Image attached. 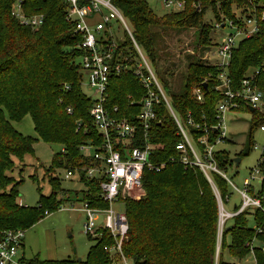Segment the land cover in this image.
<instances>
[{
	"label": "trees",
	"instance_id": "16d2710c",
	"mask_svg": "<svg viewBox=\"0 0 264 264\" xmlns=\"http://www.w3.org/2000/svg\"><path fill=\"white\" fill-rule=\"evenodd\" d=\"M13 1L0 0V231L26 230L39 218L36 209L18 205L17 187L20 182L13 183L6 175L13 168L14 159L21 162L25 155L32 153L33 144L31 138L15 131L11 122H18L28 115L39 139L64 149L65 155L56 154L52 165L66 169L79 165L78 146L86 139L81 133L75 134V122H85L93 132L88 116L92 103L81 87L82 74L75 63L79 56L77 38L72 35V26L65 21V3L62 0H25L27 14L44 15L42 26L31 30L20 26L11 16ZM238 1L185 0L183 11L162 16L156 15L146 0H113V3L130 23L135 41L154 65L156 49L162 50V35L167 29L196 28L200 42L209 46L211 29L202 23L207 9L212 10L216 21L222 16L239 24L254 15L258 20L257 31L238 43L230 60L228 75L231 89L235 91L247 72L251 68H261L264 60V17L261 19L264 16V0H244L248 5L249 2L258 5L238 13L240 16L231 8ZM193 4L199 5V11ZM128 46L129 43L123 45L126 53ZM130 54L133 56L134 51ZM165 73L170 75V70ZM216 75L217 70L202 60L189 62L181 93L171 95L173 108L181 115L190 111L196 121H201V116H204L207 124H213V109L221 98L213 89L217 84ZM206 78L204 100L199 104L192 98V89ZM64 84L69 87L67 91H62ZM256 84L262 93L261 107L253 112L244 107V111L250 112L254 118L247 135L245 155L253 147L251 132L264 125V68ZM143 93L130 73L113 75L108 87L107 108L117 106L118 117L129 118L131 113L137 112V108L130 107V100H138ZM67 106L73 109L71 116L64 111ZM159 116L162 123L153 126L152 142L156 148L155 160L165 161L176 155L174 146L177 140L173 124L163 107ZM235 158L241 156L236 155ZM235 158L230 159L225 150L218 151V168L223 170L235 164ZM260 159L263 180L257 187L253 185L249 193L260 198L264 207V146ZM48 174L46 176L53 189L55 179ZM211 179L223 205H226V198L231 196L226 181L217 174H213ZM82 182L85 189L74 194H81L78 200L92 206L94 202L91 200L97 197V190L92 184ZM142 184L143 196L139 200H128L125 205L129 232L124 252L133 264H232L222 260L221 252L225 249L230 257L242 259L249 255L250 245L256 264H264V252L261 251L264 228L261 233H256L249 224L251 219L256 227H264V211L261 209L245 211L230 221L226 226L229 230L225 228L223 232L215 260L218 203L212 186L203 174L196 168L183 169L175 164L160 173L145 172ZM53 192L52 199L40 196V205L46 208L42 210L43 216L45 211L51 212L48 209L50 206L57 208L61 203L57 198L58 191L53 189ZM109 243L106 234L96 240L85 262L45 263L34 259L25 263L105 264L102 248Z\"/></svg>",
	"mask_w": 264,
	"mask_h": 264
},
{
	"label": "built area",
	"instance_id": "2783aa9c",
	"mask_svg": "<svg viewBox=\"0 0 264 264\" xmlns=\"http://www.w3.org/2000/svg\"><path fill=\"white\" fill-rule=\"evenodd\" d=\"M65 5V21L73 28L72 35L77 38L76 50L79 53L77 66L82 74L81 87H86L91 95L84 94L91 100L88 116L93 132L88 125L77 120L75 134L81 133L85 140L78 146L79 165L75 168H65V179H75L77 182L92 184L97 190V197L91 201L94 205L82 200H71L64 192L60 199L68 205V209L84 215L82 231L85 236L96 240L106 234L110 243L103 246L105 264H128L131 261L125 255L124 244L128 239L129 225L125 205L128 200H139L143 196V174L145 172L160 173L169 165H180L183 169H198L212 186L218 203V222L216 231L217 260L223 232L228 223L245 211L261 209L262 200L250 195L249 189L258 181L263 180L259 168L260 153L257 165L251 170L249 177L243 180L241 190L237 189L226 175V169L217 166V149L227 141L226 118L228 113L244 111V107L260 110L262 93L257 88L256 80L264 68H251L241 80L239 89L233 91L228 75V68L233 52L238 43L252 36L258 29V20L253 15L242 22L235 23L220 17L214 28L229 29L211 51L201 59L217 70L214 90L221 98L216 102L214 123L207 124L205 117L196 121L190 111L179 114L172 106L171 96L167 95L160 85L154 70L148 63V58L135 41L130 23L122 12L114 5L113 0H62ZM168 13H177L185 9V0H157ZM25 0H15L10 5V14L22 27L35 30L44 22L42 13L27 14ZM199 11V5L193 4ZM264 16L261 17L263 19ZM123 28V37L117 36ZM129 43L127 53L123 47ZM209 48L211 45L208 46ZM134 51V55L130 54ZM213 55L210 62L209 55ZM130 73L144 91L138 100H130V107L137 108L129 118L118 117L117 106L107 108L108 87L113 75ZM208 79L193 87L192 98L202 104L204 100V84ZM68 85L62 86L67 91ZM129 98V97H128ZM62 103V101H59ZM167 112L174 127V146L176 155L165 161L155 160L156 148L152 142V128L161 125L159 110ZM69 116L73 114L71 106L64 109ZM250 111V110H249ZM264 132V125L259 128ZM256 148V146H254ZM61 155L65 151L61 148ZM217 174L224 179L230 190L235 191L240 198L230 211L220 198L213 182L212 175ZM85 189V188H84ZM83 189V190H84ZM82 190L78 191L79 193ZM230 197L226 198L227 203ZM18 205L23 206L20 199ZM103 205V206H101ZM59 208H64L59 206ZM49 215L48 211L44 212ZM264 227L252 225L256 233H261ZM25 230L0 231V264H26L24 256ZM264 252V245L261 246ZM249 255L254 257L252 246Z\"/></svg>",
	"mask_w": 264,
	"mask_h": 264
},
{
	"label": "rangeland",
	"instance_id": "374dc122",
	"mask_svg": "<svg viewBox=\"0 0 264 264\" xmlns=\"http://www.w3.org/2000/svg\"><path fill=\"white\" fill-rule=\"evenodd\" d=\"M146 1L156 15L162 16L168 13L157 0ZM256 5L258 4H251L250 2L248 5L244 0H240L237 3H233L231 8L238 14L250 7L254 9ZM215 22L212 10L207 9L204 12L202 23L206 26L208 25L211 29L210 42L208 43V45H211L210 48L200 42L199 32L196 28H169L162 35V50L158 51L156 49L155 65L149 59L148 63L154 70L160 85L167 95L171 96L181 93L189 62L194 59L201 60L207 51L213 49L212 45L218 43L228 33L229 29H215ZM123 32V28H120L117 36L123 37ZM209 59L210 62H213V55L210 54ZM75 63L76 65L79 63L78 59H75ZM167 69L170 70V75L165 73ZM83 90L87 95H91L86 87H83ZM253 121L254 118H252L250 112L234 111L228 113L226 118L227 141L217 147V149L225 150L230 159L235 158L236 155L241 156L239 165L233 163L228 165L226 169L227 177L239 190L243 188V180L249 177L251 170L256 167L264 146V132L258 128L254 129L251 132V144H253V147L247 151L248 153L246 152V155L244 154L247 150L245 148L247 146V135ZM11 126L24 137L33 140L32 153L25 155L21 162L14 159L13 168L6 173L13 183L20 182L17 190L22 205L39 211L38 221L25 230L23 259L26 262L38 259L45 263L68 261L78 263V259L85 262L90 249L96 244V240L85 236L82 231L84 215L68 209V205L61 201L57 208L50 206L48 208L51 210L49 215L43 216L42 210L46 208L40 205V196L52 199L53 189L58 191V199L62 198L64 192L69 194L71 200L80 199L81 194L75 195L74 192L83 190L81 183L75 179H65L64 166L52 165V161L55 155L61 151V147L45 143L39 139L34 132L32 120L28 115L18 122H11ZM46 174L55 179L53 189L48 182ZM254 185L257 187L258 181L254 182ZM230 191L229 202L224 207L227 211H230L234 205H238L240 202L239 195L233 190ZM53 204L55 203L53 202ZM60 205L64 208H59ZM249 224L250 226L253 225L251 219H249ZM228 241L229 238H227ZM250 244H253V242ZM221 254L222 260L226 263L255 264L252 255L242 259H235L230 257L225 249ZM128 264L133 263L129 261Z\"/></svg>",
	"mask_w": 264,
	"mask_h": 264
},
{
	"label": "water",
	"instance_id": "95a60500",
	"mask_svg": "<svg viewBox=\"0 0 264 264\" xmlns=\"http://www.w3.org/2000/svg\"><path fill=\"white\" fill-rule=\"evenodd\" d=\"M203 86L206 87L205 84H204ZM249 110H250V112H253V109H249ZM234 162H235V165H239V164H240V158H235V159H234ZM228 230H229V228H226V231H228ZM74 251H75V250H74ZM77 262L79 263V262H81V260L78 259Z\"/></svg>",
	"mask_w": 264,
	"mask_h": 264
}]
</instances>
